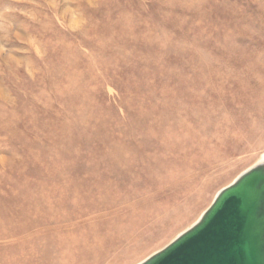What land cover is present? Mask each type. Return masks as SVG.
<instances>
[{
    "label": "rangeland",
    "instance_id": "374dc122",
    "mask_svg": "<svg viewBox=\"0 0 264 264\" xmlns=\"http://www.w3.org/2000/svg\"><path fill=\"white\" fill-rule=\"evenodd\" d=\"M263 154L264 0H0V264H140Z\"/></svg>",
    "mask_w": 264,
    "mask_h": 264
},
{
    "label": "water",
    "instance_id": "95a60500",
    "mask_svg": "<svg viewBox=\"0 0 264 264\" xmlns=\"http://www.w3.org/2000/svg\"><path fill=\"white\" fill-rule=\"evenodd\" d=\"M141 264H264V166L220 191L197 223Z\"/></svg>",
    "mask_w": 264,
    "mask_h": 264
},
{
    "label": "bare ground",
    "instance_id": "6f19581e",
    "mask_svg": "<svg viewBox=\"0 0 264 264\" xmlns=\"http://www.w3.org/2000/svg\"><path fill=\"white\" fill-rule=\"evenodd\" d=\"M188 106H189V105H188ZM201 106H202V105H201ZM210 108H211V106H210ZM200 109H201V108H200ZM213 109H214V108H213ZM206 110H207V108H206ZM207 111H208L207 113L209 114V112H210V111H209V108H208ZM212 112H213V111H212ZM205 113H206V111H205ZM210 114H211V113H210ZM168 142H169V140H168ZM109 143H110V142H109ZM167 145H168V144H167ZM171 147H173V146H171ZM121 148H122V147H121ZM136 148H138V147H136ZM166 148H167V147H166ZM169 148H170V147H169V145H168V150H170ZM166 150H167V149H166ZM158 151L160 152V149H159ZM158 151H157V152H158ZM163 151H164V150H163ZM118 152H119V151H118ZM168 152H169V151H168ZM120 155H121V154H120ZM122 155H125V154L122 153ZM122 155H121L120 158H122ZM129 163H130V162H129ZM260 165H263V166H264V154L260 156V158L257 160V162H256L253 166H251L250 168H248L246 171L242 172V174H241L237 179H235V181L238 180L242 175L246 174L247 172L251 171L252 169H254L255 167H258V166H260ZM188 168H189V167H188ZM194 168H195V167H194ZM185 170H186V169H185ZM194 170H195V169H194ZM186 171H188V169H187ZM186 171H185V172H186ZM185 172H184V173H185ZM191 173H192V171H190V174H191ZM187 174H189V173H187ZM187 174H186V175H187ZM210 179H211V178H210ZM210 179H209V182H211ZM205 180H206V179H205ZM201 181H202V180H201ZM203 181H204V180H203ZM235 181H234V182H235ZM160 182H161V180H160ZM165 182H167V181H165ZM207 182H208V181H207ZM234 182H232L230 185H232ZM158 183H159V182H158ZM158 183H157V185H158ZM190 184H191V183H190ZM190 184H189V185H190ZM203 184H204V188H205V183H203ZM157 185H156V186H157ZM160 185H162V184H160ZM160 185H159V186H160ZM189 185H188V186H189ZM230 185H228V186H230ZM188 186H186V187H188ZM201 186H202V185H201ZM228 186H227V187H228ZM227 187H225V188H227ZM182 188H183V187H182ZM184 188H185V187H184ZM188 188H189V187H188ZM196 188H197V186H196ZM196 188H195V191L197 190ZM199 188H200V187H199ZM225 188H223V189H225ZM193 189H194V188H193ZM223 189H221V191H222ZM191 190H192V189H191ZM199 190H200V189H199ZM177 191H178V190H177ZM183 191H184V190H183ZM201 191H202V190H201ZM184 192H185V191H184ZM192 192H194V191L192 190ZM219 192H220V191H219ZM219 192H218V193H219ZM176 193H178V192H176ZM185 193H186V192H185ZM188 193L190 194V191H189ZM188 193H186L185 195H187ZM202 193H203V191H202L201 193H198V194L196 195V198H195V200H196V204L200 202V200H201V194H202ZM178 194H179V193H178ZM178 194H176V195H178ZM174 196H175V194H174ZM174 196H173V197H174ZM178 196H179V195H178ZM180 196H181V194H180ZM180 196H179V197H180ZM182 196H183V195H182ZM182 196H181V197H182ZM187 196H188V195H187ZM216 196H217V195H216ZM170 197H172V194H171V196H169L168 198H170ZM174 198H175V197H174ZM174 198H173V199H174ZM189 198H191V197H189ZM214 199H215V198H214ZM187 200H188V199H187ZM191 200H192V199H190V201H188L187 204H188L189 202L194 201V200H192V201H191ZM165 201H166V200H165ZM178 201H179V200H178ZM178 201H176V202H178ZM181 201H182V200H181ZM213 201H214V200H213ZM213 201H212V203H213ZM162 202H163V201H162ZM166 202H167V201H166ZM183 203H184V202H183ZM194 203H195V201H194ZM212 203H211V204H212ZM187 204H186V205H187ZM211 204H210V205H211ZM173 205H174V204H173ZM175 205H176V204H175ZM187 206H188V205H187ZM178 207H179V206H178ZM188 207H190V206H188ZM188 207H186V210H185V209L180 210V214L186 212V215H189V214L192 212V210L194 209L195 205H193V207H191L190 209H188ZM164 208H165V207H164ZM175 208H176V207H175ZM179 208H181V207H179ZM208 208H209V207H208ZM208 208H207V209H208ZM162 209H163V208H162ZM162 209H161V210H162ZM207 209H206V210H207ZM168 210H169V209H168ZM168 210H167V212H168ZM174 210H175V209H174ZM177 210H178V208H177ZM206 210H205V211H206ZM205 211H204V212H205ZM163 212H164V210H163ZM172 212H174V211H172ZM165 213H166V212H165ZM176 213H179V212H176ZM156 214H157V213H156ZM203 214H204V213H202V215H203ZM202 215H201V216H202ZM139 216H140V215H139ZM141 216H142V215H141ZM177 216H178V214L175 215V218H176ZM201 216H200V218H201ZM172 217H173V216H172ZM172 217H171V218H172ZM200 218H199V219H200ZM199 219H198V220H199ZM138 220H139V218H138ZM142 220H143V219H142ZM198 220H197V221H198ZM140 221H141V220H140ZM168 221H169V219L166 220L164 223L162 222V227H163L165 224H167ZM197 221H196L195 223H197ZM137 222H138V221H137ZM141 222H142V221H141ZM195 223H194V224H195ZM138 224H139V222H138ZM194 224H193V225H194ZM193 225H192V226H193ZM136 226H137V224H136ZM140 226H142V225H140ZM192 226H190L188 229H190ZM134 227H135V226H134ZM188 229H186V230H184L183 232H181V233H180L178 236H176L173 240H175V239H176L177 237H179L181 234H183L184 232H186ZM109 232H110V231H109ZM111 232H112V230H111ZM113 233H114V232H113ZM114 234H115V233H114ZM117 235H118V234H117ZM126 235H127V234H126ZM130 235H131V232H130ZM131 236H132V235H131ZM98 238H99V237H98ZM109 238H110V237H109ZM96 239H97V237H96ZM101 239L103 240L102 237H101ZM127 239H128V238H127ZM109 240H111V239H109ZM128 240H129V239H128ZM173 240H172V241H173ZM95 241H96V240H95ZM98 241H99V240H98ZM124 241H125V240H124ZM172 241H171V242H172ZM99 242H100V241H99ZM103 242H104V240H103ZM103 242H102V243H103ZM109 242H111V241H109ZM125 242L127 243V241H125ZM128 242H129V241H128ZM171 242H170V243H171ZM170 243H168L167 245H169ZM97 245H99V244L97 243ZM114 245H115V244H114ZM130 245H131V243H130ZM167 245H166V246H167ZM99 246H100V245H99ZM166 246H165V247H166ZM101 247H102V245H101ZM113 247H114V246H113ZM116 247H117V246H116ZM165 247H164V248H165ZM162 249H163V248H162ZM162 249H161V250H162ZM105 251H106V250H105ZM159 251H160V250H159ZM159 251L155 252L154 254H152L151 256H149L148 258H150V257H152L153 255L157 254ZM68 254H69V253H68ZM107 254H108V253H107ZM105 255H106V253H104V256H105ZM117 255H118V254H117ZM119 255H120V254H119ZM115 257H116V256H114V258H115ZM148 258H147V259H148ZM97 259H99V258L97 257ZM145 260H146V259H145ZM145 260H144V261H145ZM96 261H97V260H96ZM144 261H143V262H144ZM106 262H107V261H106ZM98 263H99V261H98ZM101 263H102V262H101ZM141 263H142V262H141ZM141 263H140V264H141Z\"/></svg>",
    "mask_w": 264,
    "mask_h": 264
}]
</instances>
